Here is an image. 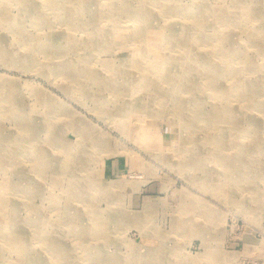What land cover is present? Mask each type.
<instances>
[{
  "label": "rangeland",
  "instance_id": "obj_1",
  "mask_svg": "<svg viewBox=\"0 0 264 264\" xmlns=\"http://www.w3.org/2000/svg\"><path fill=\"white\" fill-rule=\"evenodd\" d=\"M0 264H264V0H0Z\"/></svg>",
  "mask_w": 264,
  "mask_h": 264
},
{
  "label": "bare ground",
  "instance_id": "obj_2",
  "mask_svg": "<svg viewBox=\"0 0 264 264\" xmlns=\"http://www.w3.org/2000/svg\"><path fill=\"white\" fill-rule=\"evenodd\" d=\"M104 5H106V3L104 4ZM83 8V7H82ZM101 13V12H100ZM10 91H11V89H10ZM161 102V101H160ZM160 109V108H159ZM141 119V118H140ZM142 122V121H141ZM156 128H158V127H156ZM164 131V130H163ZM140 132V135L141 136H143V138L146 136V135H144V131H139ZM142 132V133H141ZM152 133V132H151ZM63 139V138H62ZM157 140V139H156ZM65 141V140H64ZM163 142V141H162ZM214 181V180H213ZM216 182V181H215ZM7 188V187H6Z\"/></svg>",
  "mask_w": 264,
  "mask_h": 264
}]
</instances>
